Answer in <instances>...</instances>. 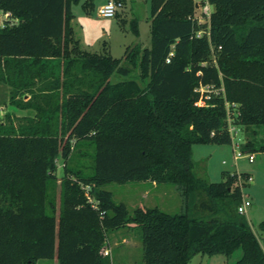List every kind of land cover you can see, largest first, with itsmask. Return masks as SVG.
<instances>
[{"label": "trees", "instance_id": "16d2710c", "mask_svg": "<svg viewBox=\"0 0 264 264\" xmlns=\"http://www.w3.org/2000/svg\"><path fill=\"white\" fill-rule=\"evenodd\" d=\"M95 1L0 0V85L13 111L0 119V264H112L102 254L107 235L131 225L143 233V264L239 249L236 264H264V221L257 236L238 212L239 177L250 175L224 172L211 183L192 156L196 144L233 143L227 105L248 136L241 150L264 153V0H207L204 22L193 0H152L150 47L124 56L142 85L112 84L132 73L124 60L81 49L72 7L90 14ZM132 30L139 37L136 22ZM201 85L222 91L207 101ZM90 148L87 177L72 161ZM142 182L177 187L184 211L131 215L102 189Z\"/></svg>", "mask_w": 264, "mask_h": 264}, {"label": "rangeland", "instance_id": "374dc122", "mask_svg": "<svg viewBox=\"0 0 264 264\" xmlns=\"http://www.w3.org/2000/svg\"><path fill=\"white\" fill-rule=\"evenodd\" d=\"M106 0H96L95 6L88 14L84 11L82 3L73 5L72 12L74 19L72 27L75 38L80 41L81 49L90 53L108 54L114 59H123V65L131 68L132 73L127 76L114 75L111 83H118L125 80H134L142 85L139 66H131L125 60V53L128 48L137 45L141 48L150 47L151 39V2L152 0H124V7L114 18H102L98 15L99 7ZM196 17L200 18L201 10H197ZM3 17H0L2 24ZM133 22L138 24L139 37L132 30ZM9 89L0 85V119L7 113L13 112L9 103ZM28 112H16L17 116L27 115ZM243 136L241 135V133ZM238 131V136L231 145L196 144L192 147L193 160L197 165V175L211 183H220L223 180V173H248L251 174L252 182L242 186L243 196L251 202L245 216L257 236H260L258 225L264 221V153L257 154L254 163H249L246 158L240 159L237 163L234 160L235 153L241 149L243 142L248 136L243 131ZM241 135V136H240ZM91 157L79 159L75 156L72 167H82L85 176L93 175L94 148L89 149ZM57 176L59 180L64 175L63 161H58ZM144 183V184H143ZM160 190H152L148 200L142 201L141 191L151 189L150 184L142 183H108L102 189L113 194L116 203H123L127 206L131 215L139 205L147 208L158 207L168 214H180L184 211L182 197L173 185H161ZM59 186L57 189V201L59 204ZM144 203V204H143ZM143 233L135 225L108 233L103 256L111 259L112 264H143ZM108 252V255H106ZM242 256L239 249L233 254L204 256L197 255L191 264H236ZM54 260H41L37 264H54ZM56 264V262H55Z\"/></svg>", "mask_w": 264, "mask_h": 264}, {"label": "built area", "instance_id": "2783aa9c", "mask_svg": "<svg viewBox=\"0 0 264 264\" xmlns=\"http://www.w3.org/2000/svg\"><path fill=\"white\" fill-rule=\"evenodd\" d=\"M193 2L196 4L197 10H201L200 18H198L200 21L204 22L208 20L212 14L213 7L208 3L207 0H193ZM124 7V3L122 0H106V2L101 5L98 9V15L102 18H114L117 16L120 10H122ZM201 33H199L197 36H200ZM173 54H171L172 56ZM167 62H170V59L167 60ZM221 90L216 89L214 86H204L201 85L198 87L195 92L199 93L201 95V99L209 101L213 95H218ZM200 105H204L203 101L199 102ZM228 108V126H229V132L233 138V141L238 136V130L233 125V119L230 111V105H227ZM246 158L249 163H254L256 160V154H249L244 153L241 149H239L235 155L234 160L237 163L240 159ZM240 174V173H237ZM247 182H252V177L250 176L247 180H242L239 177V185L243 186ZM251 206V202L247 200L244 196L242 197V203L238 207V212L241 215H245L247 208ZM106 255H108V252H106Z\"/></svg>", "mask_w": 264, "mask_h": 264}, {"label": "crops", "instance_id": "0c3cea01", "mask_svg": "<svg viewBox=\"0 0 264 264\" xmlns=\"http://www.w3.org/2000/svg\"><path fill=\"white\" fill-rule=\"evenodd\" d=\"M105 3V2H104ZM103 3V4H104ZM102 4V5H103ZM20 116H23V115H20ZM239 132H240V130H239ZM241 133V132H240ZM241 135L243 136V134L241 133ZM240 135V136H241ZM248 174V173H247ZM250 176H251V174H249ZM146 184H150L151 185V189L149 190L148 188L147 189H145V190H143V191H141V196H140V198H141V200L142 201H145V200H148L149 199V197L152 195V190L153 189H155V190H160L161 188H162V186L161 185H157L156 183H154V182H145ZM144 184V183H143ZM144 204V203H143ZM138 208H141V209H146L147 207H145V206H141V205H139V207ZM131 226H133V225H131ZM194 259V258H193ZM192 259V260H193ZM192 260H191V262H192ZM55 262H56V264H58V262H57V260H54ZM55 262H54V264H55ZM191 262H190V264H191Z\"/></svg>", "mask_w": 264, "mask_h": 264}]
</instances>
